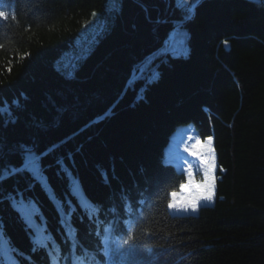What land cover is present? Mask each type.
I'll return each mask as SVG.
<instances>
[{"label": "trees", "instance_id": "1", "mask_svg": "<svg viewBox=\"0 0 264 264\" xmlns=\"http://www.w3.org/2000/svg\"><path fill=\"white\" fill-rule=\"evenodd\" d=\"M0 2L17 15L0 21V106L12 115L0 116V164L23 169L0 181L8 264H71L77 242L92 252L105 228L116 240L129 225L137 240L115 264H264V4L201 0L181 28L188 52L177 54V33L174 52L164 45L177 24L169 0H123L66 74L56 59L108 0ZM192 125L213 139L217 198L174 214L166 203L187 174L165 150ZM24 148L39 175L24 167Z\"/></svg>", "mask_w": 264, "mask_h": 264}, {"label": "snow or ice", "instance_id": "2", "mask_svg": "<svg viewBox=\"0 0 264 264\" xmlns=\"http://www.w3.org/2000/svg\"><path fill=\"white\" fill-rule=\"evenodd\" d=\"M10 2V0H8ZM261 4H264V0H259ZM123 0H112L113 8L119 10L122 8ZM170 7H172L174 15H177V24L173 28V32L179 34L180 29L183 27V21L191 19V13L201 4V0H169ZM0 7H7V4L0 2ZM97 14L95 12L92 13V16L95 17ZM11 19L12 21L17 20V15L14 11L9 10H0V21H3L5 25ZM175 37L172 33H169L165 44H168L170 40H174ZM225 45H227V41H224ZM0 48H3V45H0ZM31 53H23L17 56L18 60L27 59ZM11 64L12 61L9 60L8 67L5 69L7 72H11ZM76 65L73 63H69L65 66L64 71L66 74H71L75 71ZM2 74V73H0ZM0 116H6L7 119H12V115L9 110L5 107L0 106ZM191 139V137H189ZM200 141L197 140V143L192 145L193 149H196ZM211 144V137L207 138V145ZM184 151L189 152L190 155H195L201 162L202 171H203V179L200 181H195L192 178L191 166L187 169L188 179L187 183H182L180 185L181 190H187L188 195L183 198L182 202H177L175 197L177 196L176 192H171L170 195L172 199L168 200L166 203V208L172 212H197L203 203H209L213 201L215 196V157L212 155V149L210 147L207 148V152L204 150L192 151L188 147L184 148ZM25 157V168H30L34 175L40 174V169L37 166V161L33 158V153L31 148H24L22 152ZM10 169L12 172L23 171L21 168H13L11 165H3L0 164V181L4 180L8 174H10ZM21 211L23 215L27 218L30 217L32 212L27 207L22 206ZM125 235L120 238L114 240L110 234L109 230L105 228L103 230V235L98 240L95 250L92 252L87 251V245H80L77 242V250L74 253H70L71 255V264H100V261L97 260V253L102 248L103 250V264H115L114 258L120 254L121 245H132L137 240L136 235L132 230V226L129 225L127 229L124 230ZM146 234H151L147 232ZM41 247H43V241H37ZM10 244V251L12 252V259H16L22 254L16 249L14 246ZM36 247H33L32 251H36ZM65 257H60V259H64ZM0 264H8V260L3 255H0ZM18 264V260L16 261Z\"/></svg>", "mask_w": 264, "mask_h": 264}, {"label": "rangeland", "instance_id": "3", "mask_svg": "<svg viewBox=\"0 0 264 264\" xmlns=\"http://www.w3.org/2000/svg\"><path fill=\"white\" fill-rule=\"evenodd\" d=\"M116 9L113 8L112 0H108L106 4L105 10L102 11H95L97 14L95 17H91V19L84 23L82 28L80 29V32L78 36L75 39L74 44L64 50L62 55L58 57L55 61V67L59 71L65 72L64 68L69 63H73L76 65V68L80 65V63L91 53V51L96 46L98 40L100 37L109 29L111 25V21L113 19V16L115 14ZM175 46L178 48L177 54H185L188 52V44H187V36L183 32V30L180 29L179 34L177 35ZM184 131L182 134H179L180 132ZM175 136L172 137L171 143L166 147V153L176 151L177 154L175 156V159L178 161L179 166L184 169V171L187 174L188 179V172L187 169L189 166H191L192 171V178L195 181H200L203 179V171H202V165L200 160L195 155H190L189 152L184 151L185 147H188L192 151L197 150H204L207 152V148L210 147L212 149V155L215 157V170L214 175L216 177L215 179V196L213 198L212 202L209 203H203L201 207L205 205H213L217 198V164H216V152L214 150L213 146V139L211 138V144L205 146L207 144V138L203 139L200 137V135L196 132L194 126L191 127H180ZM191 137V139H189ZM197 140L200 141V144L196 149L192 148V145L197 143ZM174 142V144H172ZM187 183V182H186ZM185 183V184H186ZM177 196L175 199L177 202H182L183 198L188 195L187 190H181L176 192ZM201 207L197 212H173L174 214H198Z\"/></svg>", "mask_w": 264, "mask_h": 264}, {"label": "built area", "instance_id": "4", "mask_svg": "<svg viewBox=\"0 0 264 264\" xmlns=\"http://www.w3.org/2000/svg\"><path fill=\"white\" fill-rule=\"evenodd\" d=\"M172 35H173V34H172ZM171 42H172V41L170 40L168 45H171ZM135 66H136V67H139L140 64L135 63Z\"/></svg>", "mask_w": 264, "mask_h": 264}, {"label": "bare ground", "instance_id": "5", "mask_svg": "<svg viewBox=\"0 0 264 264\" xmlns=\"http://www.w3.org/2000/svg\"><path fill=\"white\" fill-rule=\"evenodd\" d=\"M169 44V43H168ZM137 64H141V62L140 61H138V62H136ZM166 152V151H165Z\"/></svg>", "mask_w": 264, "mask_h": 264}, {"label": "water", "instance_id": "6", "mask_svg": "<svg viewBox=\"0 0 264 264\" xmlns=\"http://www.w3.org/2000/svg\"><path fill=\"white\" fill-rule=\"evenodd\" d=\"M166 1H168V0H166Z\"/></svg>", "mask_w": 264, "mask_h": 264}]
</instances>
